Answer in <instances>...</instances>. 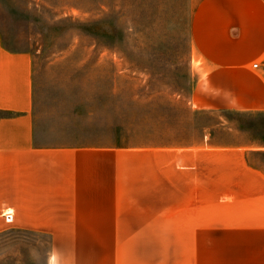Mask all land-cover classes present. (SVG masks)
<instances>
[{
  "label": "rangeland",
  "instance_id": "374dc122",
  "mask_svg": "<svg viewBox=\"0 0 264 264\" xmlns=\"http://www.w3.org/2000/svg\"><path fill=\"white\" fill-rule=\"evenodd\" d=\"M193 4L0 0L3 43L33 57L43 136L118 154L103 179L131 200L133 240L107 252L259 250L245 168L264 173V112L191 107ZM226 145H250L247 164L214 153ZM52 244L48 231L4 221L0 264H49Z\"/></svg>",
  "mask_w": 264,
  "mask_h": 264
},
{
  "label": "crops",
  "instance_id": "0c3cea01",
  "mask_svg": "<svg viewBox=\"0 0 264 264\" xmlns=\"http://www.w3.org/2000/svg\"><path fill=\"white\" fill-rule=\"evenodd\" d=\"M193 1L191 107L264 112V0ZM60 141L37 126L33 57L0 35V225L12 210V225L48 231L49 264H264V173L245 168L254 176L247 191L257 193L258 252H115L113 243L107 252V241L133 240L131 200L103 179L118 154ZM249 146L213 151L247 164Z\"/></svg>",
  "mask_w": 264,
  "mask_h": 264
},
{
  "label": "built area",
  "instance_id": "2783aa9c",
  "mask_svg": "<svg viewBox=\"0 0 264 264\" xmlns=\"http://www.w3.org/2000/svg\"><path fill=\"white\" fill-rule=\"evenodd\" d=\"M3 217L5 219V221L7 223H12L13 219H14V214L12 212V210H6L4 213H3Z\"/></svg>",
  "mask_w": 264,
  "mask_h": 264
},
{
  "label": "trees",
  "instance_id": "16d2710c",
  "mask_svg": "<svg viewBox=\"0 0 264 264\" xmlns=\"http://www.w3.org/2000/svg\"><path fill=\"white\" fill-rule=\"evenodd\" d=\"M122 145L121 143H119V146Z\"/></svg>",
  "mask_w": 264,
  "mask_h": 264
}]
</instances>
